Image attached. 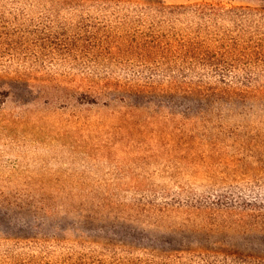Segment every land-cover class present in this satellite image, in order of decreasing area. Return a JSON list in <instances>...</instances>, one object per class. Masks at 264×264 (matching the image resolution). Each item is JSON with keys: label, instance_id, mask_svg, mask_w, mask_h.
Returning <instances> with one entry per match:
<instances>
[{"label": "trees", "instance_id": "1", "mask_svg": "<svg viewBox=\"0 0 264 264\" xmlns=\"http://www.w3.org/2000/svg\"><path fill=\"white\" fill-rule=\"evenodd\" d=\"M23 19H78L69 38L83 50L66 79L103 110L83 124L121 135L104 145L160 147L173 183L160 197L132 184L18 197L0 264H264V4L0 0V44L30 31ZM143 104L154 114L141 118ZM49 220L60 233L42 229Z\"/></svg>", "mask_w": 264, "mask_h": 264}, {"label": "rangeland", "instance_id": "2", "mask_svg": "<svg viewBox=\"0 0 264 264\" xmlns=\"http://www.w3.org/2000/svg\"><path fill=\"white\" fill-rule=\"evenodd\" d=\"M215 1L264 4V0ZM77 20H15L14 25L21 30L32 32H20L11 42L0 44V236L5 222L16 219L23 211L16 205L18 197H80L83 194L78 191L79 184L81 189L88 185L97 196L129 194L131 191L121 187L132 184L137 189H153L160 197V182L173 183L171 177L160 175V147L104 145L105 137L115 142L121 135L114 131L99 133L95 123L94 127L83 124V117L98 119L103 110L79 102L78 91L66 79V70L79 66V60L73 61L70 55L83 50L77 35L69 38L71 23ZM44 26L47 29L42 31ZM142 109L141 118L154 114L145 104ZM155 111L160 115L158 108ZM146 130H151V125ZM72 184L75 188L70 189ZM52 185L58 187L53 189ZM30 214L31 211L25 213L30 223L26 231L37 229ZM42 229L59 231L53 220Z\"/></svg>", "mask_w": 264, "mask_h": 264}]
</instances>
